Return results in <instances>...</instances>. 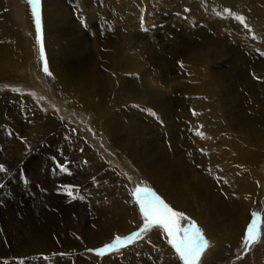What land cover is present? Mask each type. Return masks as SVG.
I'll return each instance as SVG.
<instances>
[{
  "label": "rangeland",
  "instance_id": "374dc122",
  "mask_svg": "<svg viewBox=\"0 0 264 264\" xmlns=\"http://www.w3.org/2000/svg\"><path fill=\"white\" fill-rule=\"evenodd\" d=\"M108 1H110L109 4ZM120 1L123 2L124 0ZM125 1L126 3H122L120 7L112 8V0H42L43 9L44 7L45 9L50 7L51 9L54 7L56 9L59 6V11L56 12L57 9H54L53 13H51L52 15L49 17H53V20L61 27L60 30H64L68 34L60 42L61 45L60 43L58 44L56 54L50 55L51 53L44 42V56L47 58L50 69L64 68L66 74L70 73L71 78L77 84L76 94H87L88 90H97L100 86V88H109V92L105 91L106 93L103 92L105 94L102 93L103 98H101L99 92H95V98H92L94 96H89L90 99L94 100L101 98L102 102L99 104L101 115L114 119L115 124L111 132H109L112 136L116 130L121 129V133L128 134L127 137H130L132 144H137L136 146L139 148L145 147L142 144L145 143L143 141L144 138L147 141L149 140L147 145L152 142V139H155L156 143L161 145L162 148H166L167 151L169 150V139H172L171 148L173 151H176L184 145L189 144L191 136L195 139L199 135L198 133H201L200 131L198 133L194 131L193 134H190L191 131L185 127L180 118L182 120L190 118L192 113L199 111L196 109L203 105L205 106V103L208 101L205 99V95L212 92H214L212 93L213 101H216L213 103H218V94L214 84L208 86L203 81H200L199 78L196 79L195 73L198 70L203 71L205 67L210 68L212 65L214 67L216 65L217 68L220 67L219 69L227 72L228 77L232 74L233 78L236 79H233L234 82L238 85V76L240 75V78L242 76L243 64L251 61L250 55L253 53L250 51V47L257 40L254 38H243V36L249 34V26L245 29L244 24L248 25L249 23H247L246 17L240 13L242 11L241 6L248 3H253L254 6L256 4L251 0ZM256 2L258 3V1ZM27 3L28 0H1L0 12L3 15L6 13L4 15L6 23L4 21L1 24L7 29V37L11 38L14 32L19 40L21 59H24L22 61L24 62L26 58L28 60L31 55L28 61L29 66L36 57L40 56L41 59L42 57L37 51L33 29L30 33L20 23L22 17H27L31 21V6ZM46 4L49 5L46 6ZM129 10L131 14H126ZM15 17L16 19H13ZM237 17H243L245 23L242 24ZM251 32H253V29H251ZM45 39L46 34L44 30V41ZM29 45L32 46L30 54ZM63 46L66 48H63ZM214 49L224 51L225 53L220 56L219 60L211 61ZM252 49L255 48L253 47ZM11 50L9 48L7 51L11 52ZM109 50H112L111 53L113 55L111 53L109 56L107 55L106 52ZM125 54L128 55L127 58H125ZM257 55H261V53ZM54 57L55 62L52 64V58ZM193 59L194 61H192ZM131 62L134 63L131 64ZM95 63L98 65L96 71L88 74L87 67ZM29 73L30 77H32L31 79L37 81L38 85L36 87L28 83L10 85L11 82H3L0 84V164H3L7 169L6 172H0V185H2L0 187V264H21V261H23V264H39L42 258H39L41 253L37 249L38 243H42L45 247H51L52 245L54 253L60 258L66 257L60 264H75L74 262L76 264H108L110 261H113L117 253L124 260L126 256V254H123L125 248L103 256H97L94 252L86 250L98 249L112 242L116 235L122 236L121 234H116L110 242L103 243L98 247L94 246V248H91L89 246L85 249L82 247V242L85 243V240L93 238L91 235L97 228H95V222L100 218L102 220L103 215L101 213L105 211L106 207L102 208L103 211L100 210L101 207L106 205L107 199L109 203L111 202L110 198H108L110 194L109 189L105 187L107 173H103V164L100 162L99 168L95 167L97 171L94 172L95 169L88 162L92 156L93 158L98 157V155L100 157L103 156L102 159L109 161L115 169H118L127 178L130 185L128 192H131V195L137 184L141 187H148V184L145 181L139 180L129 170L121 159L119 150L103 144L104 141L100 138L102 137L101 134L96 132L92 127L93 117L90 114L71 105L67 99H63V93L60 95L56 93L52 75L48 76L43 71V59L39 60V70L33 69ZM68 74L67 76H69ZM114 74L116 75L114 76ZM88 78L89 81L87 80ZM2 85L3 88H1ZM13 89H19V91H13ZM231 92L233 94L231 93L232 95H230V100L228 101H245L239 98L237 90H232ZM14 94L17 98H13ZM22 101H31L40 109V113L43 115L53 112L57 118L70 121V124L78 122L84 131L91 133L88 142L92 149L96 148L95 151L90 150L89 155L87 152L86 156L83 157L79 156L70 145L62 146L59 144L61 141L58 136L47 135L49 134V126L41 123L40 117ZM152 101L162 102L169 119L159 111L158 108L160 106L153 104L154 107H151L149 105V102L151 103ZM193 108L195 109L192 110ZM147 109H151L152 112L146 111ZM153 112L156 116L152 114ZM176 132L182 138L178 144H176ZM185 136H188V138ZM159 138L162 141L157 140ZM184 138L188 141H185ZM34 139L36 140L34 141ZM51 145L56 150L61 151L63 157H68L67 159L74 157L77 160L76 164L78 163V167L75 166V163L70 164L68 160L62 162L55 159ZM87 155L88 158L85 162ZM183 162L184 168L188 164L187 169L191 173V176H197L200 189H207L208 185L202 183V175L200 176L201 173L197 168V161L186 159ZM184 168L181 167L180 172ZM66 186L71 187L76 198L70 197L67 194ZM153 190L160 195L156 189ZM215 190H218V187H215ZM131 195L129 197L134 202L135 198ZM161 197L175 211H178L172 205L173 201L171 198H166L163 195ZM253 197L252 202H250L252 205L249 212H259L261 214L258 218L261 221L259 242L245 247L243 244L244 234L241 241L235 245L232 255L225 258V261H222L223 263L220 262L218 264H236L237 261L244 260L256 250L264 248V189L260 190L261 199L259 201L256 199V196ZM55 198L56 201H54ZM175 207L177 208V206ZM58 208L60 209L59 211ZM137 208L141 222H139L136 228L129 231L126 236L130 232L143 227L144 218L138 204ZM61 213L64 214L61 215ZM186 215L190 217L188 214ZM250 215L248 224L252 220V214L249 213ZM190 218L194 219L193 217ZM195 221L199 225L198 221ZM183 224L184 221H181V226ZM89 229L90 231H88ZM153 229L158 230L159 228H152L151 230ZM43 234L45 235L43 236ZM145 234H142L143 238ZM163 237L171 247L168 243L169 237L165 233ZM65 239L66 241H64ZM207 239L210 246L205 250L204 257L212 247L211 241L209 238ZM43 240L49 241L50 244L44 243ZM71 242L73 243L71 244ZM173 251L175 252V250ZM68 253L71 254L68 255ZM263 253L261 251L259 254L257 264L261 263ZM204 257L201 258L200 264H205ZM85 258L92 260L88 263ZM71 259L72 261H70ZM79 260L80 262H77ZM181 263L183 264L182 261Z\"/></svg>",
  "mask_w": 264,
  "mask_h": 264
},
{
  "label": "bare ground",
  "instance_id": "6f19581e",
  "mask_svg": "<svg viewBox=\"0 0 264 264\" xmlns=\"http://www.w3.org/2000/svg\"><path fill=\"white\" fill-rule=\"evenodd\" d=\"M251 1L254 2L256 6H254L253 3H248L247 5L241 6L242 11L240 12L246 17L247 23H249L248 24L249 34L247 36H243V38L246 39L247 37L248 39L249 38L257 39L255 43H252L253 46L250 47V51H252L253 53L251 55L249 54L251 61L247 60L248 62L247 63L245 62L243 64L242 66L243 68L241 71L242 76L241 78L239 77L240 75L238 76V81H237L238 85H236V83L234 82V80L236 79L233 78L234 76H232L231 73H230L231 75H229L228 77L226 74L227 72H224L222 71V69H219L220 67L217 68L216 65L215 67L212 65V67L210 68L205 67L203 71L198 70L195 73L196 75L195 78L196 79L199 78L200 81H203L208 86H210V84L212 85L214 84V87L218 94V100H217L218 103L217 104L213 103L216 101H213L212 93L214 92H212L211 94L205 95V99L208 101L205 103V106L203 105L196 109L199 111H197L195 114L192 113L190 118L183 120L182 118H180V120L185 124V127L191 131L190 134H193L194 131H196V133L200 131L202 135L196 136L195 139L193 136L190 135L191 142L177 149L176 151H173L171 148L172 147L171 143L173 142L172 139H169V145H168L169 150L167 151L166 148L165 150L164 148H162L161 145L157 144L156 143L157 141L155 139H152V142H150L149 145H147V142L149 140L147 141V139H145L144 137H143L144 138L143 141L145 143L142 144L145 147L139 148L138 146H136L137 144H132V140H130V137H127L128 134L121 133V129L116 130L114 135L112 136L111 133L109 132H111V130L113 129L115 121L111 117L101 115V110L99 106V104L102 102L101 98H103L102 93L108 91L109 88L108 87L100 88L101 86L99 85L100 87L97 90H88L87 94L86 93H81V95L76 94L77 84L71 78L70 73L69 74L67 73L69 75L67 76V74L64 71V68L55 69L56 71L49 68V71L52 73L53 86L56 93L58 95L63 93L62 94L63 99H67V101H70L69 103L71 105L76 106L79 110L87 112V114H90L93 117L92 127L96 132L101 134L102 137L100 138L103 139L104 141L103 144H107L112 148H116L117 150H119L120 157L124 161V164L129 168L130 171H132L138 177L139 180L145 181L148 184V187L152 189H156L161 196L163 195L166 198L169 199L171 198L173 201L172 205L174 206L175 209H177L178 211L185 212L190 217H193L195 220L198 221L200 227L203 229L205 237L209 238V240L212 243V247L211 249H209L206 256L204 257L202 255L201 257V258L204 257L205 264H218L222 262L225 258L230 257L232 255L235 245L237 244V242L241 241L242 236L246 233L248 221L249 218L251 217V215L249 216V213L252 214L251 212H249V210L251 209L250 206L252 205V203L250 204V202H252L251 200L254 198L253 196H256V199L259 201L261 199L260 190L264 189V55H262V53H264V28H263L264 0H251ZM256 1H258V3ZM109 3L110 1H108V4ZM122 3L124 4L126 3V1L124 0L123 2H121L120 0H112V8L114 7L117 8V6L120 7ZM47 5L49 4H46V6ZM54 9L55 7L52 9L51 7L48 9L47 8L45 9L44 7L43 9L42 7L43 33L45 30V34H46V39L44 42H45V46H47L48 51H50L51 53L50 55L57 53V47L59 46L58 44L65 38L66 35H68L66 31L60 30L61 27H59L58 23L55 20H53V17L52 18L49 17L50 15H52L51 13H53ZM56 9H57L56 12H58L60 9L59 6H57ZM1 10L3 11V9ZM126 14H131L130 10ZM4 15L3 13L0 12V84L3 82H7V83L11 82L10 85L11 84L21 85L28 83L31 86L35 85L34 87H36V85H38L36 83L37 81L31 79L32 77H30L31 75L29 72H31L33 69L38 71L39 60L42 59L40 58V56L36 57L29 66H28V61L31 58V55L28 60L26 58L24 62L22 61L23 58L21 59L22 55L20 54V46L17 36L13 32V36L11 38L7 37L6 35L7 29H5V27L2 26L1 24L2 22L5 21ZM13 19H16V17ZM33 20H34L33 16L31 17V21L27 17H22L20 19V23H22L23 27L26 30L28 29L30 33L33 29L34 40L37 46V51L39 54H41L39 44L37 42V35L35 32L36 29L34 30L35 23ZM44 23H45V27H44ZM251 29H253V32H251ZM19 32L21 31L19 30ZM31 43H32V38H31ZM29 46H30V52H29L30 54L32 46L31 45ZM96 47H98V45H96ZM253 47L255 49H252ZM9 48L12 49L11 52L7 51ZM63 48L66 47L63 46ZM93 49L94 51H96L95 48ZM111 51L112 50L106 52L108 56L110 55ZM213 53L214 55L212 54L213 58L211 61L217 59L219 60L220 56L223 55L225 52L214 49ZM259 53H261V55H257ZM127 56L128 55H126L125 58H127ZM192 61H194V59ZM54 62H55V57L52 58V64H54ZM133 63L131 62V64ZM97 66L98 65L95 63L94 65L92 64V66L90 65L89 67H87L88 74L90 72L93 73L94 71H96ZM37 67L38 69H36ZM115 75L116 74H114V76ZM257 77H259V79H257ZM87 80L89 81V78ZM1 88H3V85L1 86ZM232 90L235 91L237 90L238 91L237 94L239 95V98L245 101H241V102H234L233 100L228 101L230 100V95L233 94L231 92ZM95 92H99L101 98L96 100L90 99V96L91 97L94 96ZM13 98H17V96L14 94ZM92 98H95V96ZM22 102L26 106L30 107L40 117L41 123L49 126V134L47 135L58 136V138L61 141L59 144H61L62 146L67 144L70 145V147L74 149L79 156H83V157L86 156L87 152L89 155L90 150L95 151L96 148L92 149V147L88 142V139L91 137V133L84 131L78 122H76V124H70L69 123L70 121L57 118V116L53 112L43 115L40 113V109L37 108V106H35L34 103H32L31 101H22ZM153 104L156 106H160V108H158L159 111L163 113V115L166 118L168 117L169 119V116L165 112V108L161 101H152L151 103L149 102V105L151 107H154ZM194 109L195 108H193L192 110ZM171 119L172 118L170 116V120ZM179 136L180 135L177 134L176 132V144H178V142L182 139ZM185 137L188 138V136ZM35 140L36 139H34V141ZM157 140H160V138ZM185 141L188 140L185 139ZM52 149L54 151L55 159L62 162L68 160L70 164L75 163V166L78 167L77 166L78 163L76 164L77 160H75L74 157H69V159H67L68 157L67 158H65V156L63 157L61 151L56 150L54 146H52ZM88 155L85 159V162L88 158ZM102 157L98 155V157L93 158L92 156V158L88 163H91L94 169L95 167L97 169L99 168L100 162L103 164L104 166L103 173H107L105 177V187L106 189L107 188L109 189L110 194L108 198H110L111 202L109 203V200L107 199L106 205L105 206L103 205V207H101L100 209L101 211H103L102 208L106 207L105 211L101 213V215H103L102 220L100 218L97 222H95L96 224L95 228L96 227L97 228L96 230H94L93 228L94 232L91 235L93 236V238L91 240L88 239L85 240V243L82 242L83 246L82 245L81 246L84 247V249L89 246L91 248H94V246L98 247L103 243H106L108 241L110 242L111 239L116 234H121L122 236L123 235L126 236V234L129 231L136 228L139 222H141L138 215L137 204L134 203L135 201L132 202L133 201L132 198L129 197L131 195V192L130 193L128 192L130 190L129 189L130 185L129 182L127 181V178L124 177L119 172L118 169H115L109 161L102 159ZM186 159L188 160L194 159L197 161L196 162L197 168L201 173L200 176L202 175V181H203L202 183L208 185L207 189H202V188L200 189L199 180L197 176L192 177L191 173L187 169L188 164L185 165L184 168L183 161ZM181 167H183L185 170L183 169V171L180 172ZM97 169H95L94 172H96ZM215 187H218V190H215ZM54 201H56V198ZM175 206H177V208ZM59 208L58 211L60 210ZM63 212L65 211L63 210ZM63 214L61 213V215ZM85 224L87 223L85 222ZM88 231H90V229ZM44 235L45 234H43V236ZM15 236H17V234H15ZM163 236L164 233L162 230H160V228L158 230L153 229L148 231V233L144 235V238L142 240L129 245L127 248H125L124 252L122 251L123 254H126L124 260L121 259L117 253V256L113 258V261H110V263L108 264H182L181 260L179 259V256L173 251L174 249H172L167 244ZM32 239L34 238L32 237ZM59 241L61 240L59 239ZM64 241H66V239ZM44 243L48 244L49 241H44ZM72 243L73 242H71V244ZM37 249H39L41 253L39 258H42L39 264H58V263L60 264V262H62L66 258V257L60 258L56 253H54L53 251L54 248L52 245L51 247H45L42 245V243H38ZM71 251L73 250L71 249ZM261 251L264 252V248L263 249L260 248L256 250L254 253L249 254L244 260L242 259L240 261H237L236 264H257V261L259 259V254L261 253ZM70 254L71 253H68V255ZM81 256L83 255L81 254ZM85 259H87L88 263L92 260L90 258H85ZM261 259L262 260L260 264H264V255L262 256ZM70 261H72V259ZM77 262H80V260ZM74 263L76 264V262Z\"/></svg>",
  "mask_w": 264,
  "mask_h": 264
},
{
  "label": "snow or ice",
  "instance_id": "6c2138e0",
  "mask_svg": "<svg viewBox=\"0 0 264 264\" xmlns=\"http://www.w3.org/2000/svg\"><path fill=\"white\" fill-rule=\"evenodd\" d=\"M28 4L31 6V13L34 18L37 42L40 46L41 57L43 59V71L48 76H51L52 73L49 71L47 58L44 56L42 0H28ZM237 19H239L242 24L244 23L243 17H237ZM244 27L247 28L248 25L244 24ZM262 55H264V53H262ZM257 79H259V77H257ZM13 91H19V89H13ZM146 111L152 112L151 109H147ZM152 114L155 115L154 112ZM198 134L202 135V133ZM6 171V167L0 164V172ZM0 187H2V185H0ZM66 190L70 197L76 198L70 186H66ZM132 195L143 215V227L140 228L139 231L127 236L116 235L111 243H107L98 249H88V251L95 252L97 256L119 251L142 239V233H147L152 228H160L169 237L168 243L175 250L183 264H200L202 255L210 245L208 239L204 235L203 229L197 222L188 217L184 212L175 211L172 206L150 187L137 186L132 191ZM260 216L261 214L259 212L252 213L251 223L248 224L246 233L243 237V244L245 247H249L253 243H258L260 240L259 228L261 221L258 220ZM181 221H184L183 226H181ZM21 264H23V261H21Z\"/></svg>",
  "mask_w": 264,
  "mask_h": 264
}]
</instances>
